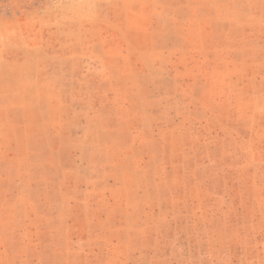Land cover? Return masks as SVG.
<instances>
[{"label":"rangeland","instance_id":"374dc122","mask_svg":"<svg viewBox=\"0 0 264 264\" xmlns=\"http://www.w3.org/2000/svg\"><path fill=\"white\" fill-rule=\"evenodd\" d=\"M0 264H264V0H0Z\"/></svg>","mask_w":264,"mask_h":264}]
</instances>
